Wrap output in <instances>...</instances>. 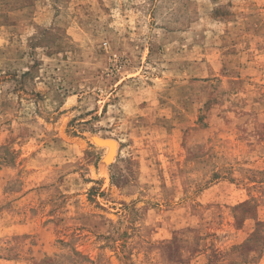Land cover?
Here are the masks:
<instances>
[{
	"label": "rangeland",
	"instance_id": "rangeland-1",
	"mask_svg": "<svg viewBox=\"0 0 264 264\" xmlns=\"http://www.w3.org/2000/svg\"><path fill=\"white\" fill-rule=\"evenodd\" d=\"M0 264H264V0H0Z\"/></svg>",
	"mask_w": 264,
	"mask_h": 264
},
{
	"label": "bare ground",
	"instance_id": "bare-ground-1",
	"mask_svg": "<svg viewBox=\"0 0 264 264\" xmlns=\"http://www.w3.org/2000/svg\"><path fill=\"white\" fill-rule=\"evenodd\" d=\"M104 143L105 144H107V148H108V153H112V154H114V151H115V144H114V142H112V141H108V140H104ZM111 158V157H110Z\"/></svg>",
	"mask_w": 264,
	"mask_h": 264
},
{
	"label": "water",
	"instance_id": "water-1",
	"mask_svg": "<svg viewBox=\"0 0 264 264\" xmlns=\"http://www.w3.org/2000/svg\"><path fill=\"white\" fill-rule=\"evenodd\" d=\"M98 142H99V144L107 145V144H105L104 141H102V140H101V141H98Z\"/></svg>",
	"mask_w": 264,
	"mask_h": 264
}]
</instances>
